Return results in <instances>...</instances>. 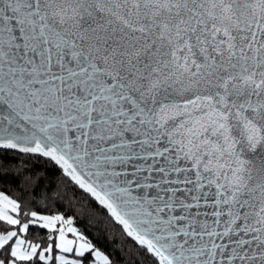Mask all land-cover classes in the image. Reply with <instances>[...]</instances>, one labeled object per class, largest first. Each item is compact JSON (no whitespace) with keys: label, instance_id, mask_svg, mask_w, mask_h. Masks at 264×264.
Here are the masks:
<instances>
[{"label":"snow or ice","instance_id":"6c2138e0","mask_svg":"<svg viewBox=\"0 0 264 264\" xmlns=\"http://www.w3.org/2000/svg\"><path fill=\"white\" fill-rule=\"evenodd\" d=\"M0 264H264V0H0Z\"/></svg>","mask_w":264,"mask_h":264},{"label":"trees","instance_id":"16d2710c","mask_svg":"<svg viewBox=\"0 0 264 264\" xmlns=\"http://www.w3.org/2000/svg\"><path fill=\"white\" fill-rule=\"evenodd\" d=\"M110 240V238H108Z\"/></svg>","mask_w":264,"mask_h":264}]
</instances>
